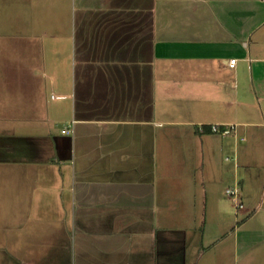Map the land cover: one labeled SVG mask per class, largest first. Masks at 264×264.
I'll return each mask as SVG.
<instances>
[{
	"label": "crops",
	"instance_id": "0c3cea01",
	"mask_svg": "<svg viewBox=\"0 0 264 264\" xmlns=\"http://www.w3.org/2000/svg\"><path fill=\"white\" fill-rule=\"evenodd\" d=\"M263 166L264 0H0V264H249Z\"/></svg>",
	"mask_w": 264,
	"mask_h": 264
},
{
	"label": "rangeland",
	"instance_id": "374dc122",
	"mask_svg": "<svg viewBox=\"0 0 264 264\" xmlns=\"http://www.w3.org/2000/svg\"><path fill=\"white\" fill-rule=\"evenodd\" d=\"M226 163H227V161H226ZM257 208H258V211L255 214V217L252 218L251 220L245 222V224L241 227V231H243L242 232L243 235H246V237L244 236L245 239L247 238V236L251 235L249 237V240L246 241L244 239V241L246 243H241V248H242L241 256L245 255L246 245L248 243H253L256 240L255 237H258V234L256 232L260 231V229H264V204L263 203L259 204L257 206ZM239 220H240V223H242L244 219H242V216H240ZM235 225H236V223L234 220V223L232 226H235ZM251 233H253V234H251ZM254 235H256V236H254ZM259 243H257V244H259ZM246 253H247V257H250L251 259H253L249 264H264V244H260L259 246H257L253 250L248 249V250H246Z\"/></svg>",
	"mask_w": 264,
	"mask_h": 264
},
{
	"label": "built area",
	"instance_id": "2783aa9c",
	"mask_svg": "<svg viewBox=\"0 0 264 264\" xmlns=\"http://www.w3.org/2000/svg\"><path fill=\"white\" fill-rule=\"evenodd\" d=\"M235 64H236L235 58L229 61L230 67H234ZM211 128L213 132L221 131V127L218 124L212 125ZM63 132H66V130H63ZM226 159L231 160V157H227ZM225 194L229 198L230 202L234 205L237 212L245 209V204L243 202V196H242V187L238 179H236L234 184L226 187Z\"/></svg>",
	"mask_w": 264,
	"mask_h": 264
}]
</instances>
